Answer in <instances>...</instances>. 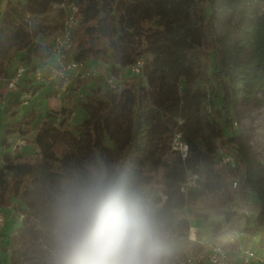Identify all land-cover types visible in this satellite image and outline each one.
I'll list each match as a JSON object with an SVG mask.
<instances>
[{"label":"trees","instance_id":"trees-1","mask_svg":"<svg viewBox=\"0 0 264 264\" xmlns=\"http://www.w3.org/2000/svg\"><path fill=\"white\" fill-rule=\"evenodd\" d=\"M68 1H6L0 20V79L8 54L30 51L42 33L38 19ZM254 1L137 0L136 6H129L126 0H75L78 24L72 35L80 47L76 61L84 63L85 57L112 61L109 75L119 79L144 53L128 40L126 29L133 30L154 57L150 65L143 63L142 74H122L118 91L107 85L106 76L99 77L89 95V118L83 124L71 127L66 119L56 125L48 120L35 130L39 156L34 163H16L9 153L0 154V205L22 202L26 206L22 226L12 239L10 264H16L17 243L32 236L31 219L48 227L53 195L74 172L103 167L138 189L142 170L161 150L164 126L171 137L182 131L188 145L185 158L174 150L172 160L156 162V167H164L166 200L158 210L164 222L183 211L202 222L205 238L199 232L192 240L199 251L206 242L231 250L243 244L264 253V170L248 159L243 147L234 144L235 137H228L218 122L232 128V113L239 101L260 96L259 104L264 106V14L252 13ZM233 15L237 21L228 30L226 23ZM53 20H61L62 29L63 15ZM34 50L36 56L51 55L45 46L35 45ZM137 78H143L146 86ZM24 89L20 88L21 93ZM45 95L50 109H57L58 92L48 86ZM6 131L28 134L30 128L22 120L8 125ZM64 147L70 152L63 153ZM225 155L234 159L233 165L222 162ZM186 171L200 177L201 187L182 194ZM233 180L238 186L232 191ZM247 189L257 194L254 214H248L253 208L246 209ZM208 195L215 198L213 204L206 201ZM234 232L243 237L231 243ZM42 253L31 256L35 264H47L48 255Z\"/></svg>","mask_w":264,"mask_h":264},{"label":"rangeland","instance_id":"rangeland-1","mask_svg":"<svg viewBox=\"0 0 264 264\" xmlns=\"http://www.w3.org/2000/svg\"><path fill=\"white\" fill-rule=\"evenodd\" d=\"M6 1L0 0V20ZM222 1L224 0H216L218 3ZM136 2L137 0H126V4L129 6H134ZM71 3L73 5L76 4L75 0H69L67 5H71ZM250 9L256 16L264 14V0H255L251 4ZM59 12L61 10L54 7L47 16L38 19V23L42 25V33L35 39L30 51H12L3 62L4 74L0 79V154L2 152L9 153L16 163L26 160L34 163L37 160L39 155L34 144L35 130L43 126L46 121L51 120L56 125L60 120L66 119L67 124L71 127L83 124L89 118V95L95 89L97 79L101 76L109 75L110 67L113 66L112 61L110 63L104 61L94 62L89 57H85L80 73L87 74L89 72V74L94 73L95 75L92 77L88 76L84 80H74L65 92L58 93L59 105L57 109H50L45 101L46 95L44 92L47 86L37 84L33 75V72L38 70L47 72L50 66L49 57L44 55L36 56L34 46H45L51 52L54 40L61 30L62 21L53 20L54 17L59 19L64 14L62 12V15H60ZM228 20L226 28L231 30L237 21V16L233 15ZM124 24L127 25L128 22ZM126 30L128 40L133 42L134 47L138 51H144L141 57L143 63L150 65L154 57V51L145 49L144 43L138 41V37L133 30ZM79 52V44L74 39L73 46L67 54V60L75 59ZM112 56L114 57L113 54ZM23 57L24 60L20 62H24L27 65L28 72L19 81L15 89L10 88L7 80L13 76L20 58ZM122 74L125 77L128 76L125 70H123ZM137 79L142 85L146 86L143 78ZM118 80L117 78L116 81L119 83ZM79 82H82V86H79ZM21 86L25 88L22 93L20 91ZM259 99L260 96L253 101L238 102L232 113V128L224 126L221 120L218 122L228 137H235L233 140L234 144L243 147L248 159L259 165L261 170H264V106L259 104ZM23 102H27V105H23ZM22 120L28 122L30 128L28 134L6 131L8 125L20 123ZM168 132L169 130L164 126L159 139L161 150L145 165L141 172L142 182L137 189L144 199L153 205L157 211L165 202L166 197L163 183L164 167H156V162L158 158L162 162H168L176 156L172 154L175 146ZM62 152L67 153L70 151L67 147H64ZM205 199L212 204L215 202V198L211 195H208ZM245 201L248 211H250L249 208H253L249 214H254L258 202L257 194L247 189ZM3 210L5 223L0 230V264H10L15 244L12 239L16 230L22 226L26 206L22 202H16L10 207H4ZM30 221L31 223L29 224L33 228L32 236H28V238L17 243L16 248H19L20 251L14 257L16 264H35L36 260L31 256H39L42 252L48 255V244L51 243L48 227L42 226L41 222L36 218ZM165 224L169 238L170 264H189L187 262L188 258L199 252L197 247H193L192 240L199 232H202L200 236L205 238L207 234L206 227L202 222L196 221L193 216L186 214L184 211L166 219ZM194 228L196 229L195 232Z\"/></svg>","mask_w":264,"mask_h":264},{"label":"clouds","instance_id":"clouds-1","mask_svg":"<svg viewBox=\"0 0 264 264\" xmlns=\"http://www.w3.org/2000/svg\"><path fill=\"white\" fill-rule=\"evenodd\" d=\"M47 264H170L166 224L123 177L88 166L62 180L48 210Z\"/></svg>","mask_w":264,"mask_h":264},{"label":"built area","instance_id":"built-area-1","mask_svg":"<svg viewBox=\"0 0 264 264\" xmlns=\"http://www.w3.org/2000/svg\"><path fill=\"white\" fill-rule=\"evenodd\" d=\"M63 12V24L60 34L55 38L53 48L50 55V66L47 72L40 70L33 72L34 80L37 84H44L50 86L53 90L65 92L75 79L84 80L88 76H94V73L81 74L80 70L83 68V63L76 61L74 58L67 60V54L73 46V30L77 27L78 20L76 15L78 7L76 5L61 4L56 6ZM143 62L138 60L135 64L128 66L127 71L132 76L142 74ZM28 67L24 62H20L16 67L13 76L7 80L10 88H16L19 81L27 74ZM122 74L119 79L122 78ZM5 81V80H4ZM107 85L118 91L121 89L120 83L116 79L107 75L105 77ZM120 82V81H119ZM27 105V102H23ZM205 107L209 111L208 98H206ZM182 131H175L172 135L173 145L182 158H185L188 145L183 139ZM222 162L233 165L234 159L231 156H223ZM238 183L236 180L231 182V189L236 190ZM201 187L200 177L192 171H186L183 182L180 184V191L182 194H187L189 191L198 190ZM4 207L0 205V230L4 226ZM232 210H236V206H232ZM249 214V213H248ZM196 229L194 228V232ZM243 237V233L234 232L230 238V242L234 243ZM187 262L196 264H264V254H257L253 250L238 244L236 249L231 250L229 247L222 245H212L209 243H202L201 250L193 257L188 258Z\"/></svg>","mask_w":264,"mask_h":264},{"label":"crops","instance_id":"crops-1","mask_svg":"<svg viewBox=\"0 0 264 264\" xmlns=\"http://www.w3.org/2000/svg\"><path fill=\"white\" fill-rule=\"evenodd\" d=\"M50 54H51V53H50ZM50 60H51V58H50V56H49V62H50ZM20 61H22V58H20L19 63H20ZM19 63H18V64H19ZM18 64H17V65H18ZM4 80H5V79H4ZM22 87H23V86H21V88H22ZM45 91H46V89H45ZM44 93H45V92H44ZM262 254H264V253H262Z\"/></svg>","mask_w":264,"mask_h":264}]
</instances>
